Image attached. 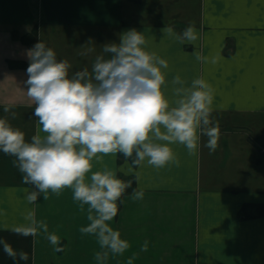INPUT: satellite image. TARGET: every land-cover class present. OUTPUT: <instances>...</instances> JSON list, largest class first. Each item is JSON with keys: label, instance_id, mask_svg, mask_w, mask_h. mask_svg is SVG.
<instances>
[{"label": "crops", "instance_id": "1", "mask_svg": "<svg viewBox=\"0 0 264 264\" xmlns=\"http://www.w3.org/2000/svg\"><path fill=\"white\" fill-rule=\"evenodd\" d=\"M189 24L195 41L177 35ZM132 27L144 32L149 50L168 59L164 90L173 102L177 73L210 82L219 147L209 151L203 135L194 153L173 142L180 163L161 168L147 160L135 165L122 153L93 160V170L107 166L132 180L110 221L130 247L109 252L104 264H128L129 257L132 264H264V0H0V116L26 138L38 130L23 83L31 43L42 37L74 71L91 68L102 45ZM6 104L13 105L9 112ZM14 159L0 151V238L29 258H13L0 246V264H98L97 237L80 231L89 223L88 205L82 209L70 187L29 203L32 186ZM139 188L144 197L134 199ZM29 209L60 236L61 251L43 230L35 236L14 230L28 222Z\"/></svg>", "mask_w": 264, "mask_h": 264}, {"label": "clouds", "instance_id": "2", "mask_svg": "<svg viewBox=\"0 0 264 264\" xmlns=\"http://www.w3.org/2000/svg\"><path fill=\"white\" fill-rule=\"evenodd\" d=\"M168 31H172L170 26ZM177 35L187 41L198 37L192 24ZM146 44L144 32L132 27L120 33L118 42H105L91 68L85 65L72 71L70 62L58 58L41 37L26 50L30 63L23 82L34 104L37 132L26 138L24 130L0 116V151L15 157L13 163L23 174L22 181L32 186L25 199L34 204L41 197L47 199L50 192L59 194L70 187L81 208L88 205L89 223L80 231L97 237L102 249L95 254L98 264H104L109 252L122 254L130 247V241L110 221L132 180L121 178L107 166L93 170L94 159L122 153L135 165L147 160L161 168L180 163L173 142L194 153L203 135L209 151L219 147L220 126L212 116L214 89L210 82L202 76L188 82L177 73L172 78L173 102L164 90V69L169 61ZM12 107L6 104L4 111ZM143 197V188L133 189L134 199ZM25 217L28 222L14 230L25 236L43 230L54 250L63 249L60 236L37 219L34 209ZM0 246L13 258H29L28 252L17 253L3 238ZM143 248H148L147 240ZM132 260L129 257L128 264Z\"/></svg>", "mask_w": 264, "mask_h": 264}, {"label": "trees", "instance_id": "3", "mask_svg": "<svg viewBox=\"0 0 264 264\" xmlns=\"http://www.w3.org/2000/svg\"><path fill=\"white\" fill-rule=\"evenodd\" d=\"M34 34V32H31L30 33V35L32 36ZM30 35H29V37H30ZM13 37H18V33L16 32V31H13ZM21 37V36H20ZM21 39L23 40V41H27V43H29V39L28 38H25V40H24V36H22L21 37ZM34 44V42L33 43H31V45H33ZM27 67V66H26Z\"/></svg>", "mask_w": 264, "mask_h": 264}]
</instances>
